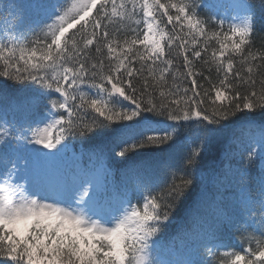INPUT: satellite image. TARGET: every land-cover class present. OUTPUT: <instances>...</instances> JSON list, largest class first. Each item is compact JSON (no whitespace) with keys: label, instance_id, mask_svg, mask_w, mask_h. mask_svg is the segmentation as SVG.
<instances>
[{"label":"snow or ice","instance_id":"obj_1","mask_svg":"<svg viewBox=\"0 0 264 264\" xmlns=\"http://www.w3.org/2000/svg\"><path fill=\"white\" fill-rule=\"evenodd\" d=\"M259 26L264 0H0V264H264Z\"/></svg>","mask_w":264,"mask_h":264},{"label":"trees","instance_id":"obj_2","mask_svg":"<svg viewBox=\"0 0 264 264\" xmlns=\"http://www.w3.org/2000/svg\"><path fill=\"white\" fill-rule=\"evenodd\" d=\"M262 39H264V26H259V27H258L257 40H256L258 46H259L260 43L262 42ZM12 93H13L14 95L16 94L14 90H12ZM177 219H179V217H177ZM174 232H175V228H174V231H173L172 233H174Z\"/></svg>","mask_w":264,"mask_h":264}]
</instances>
